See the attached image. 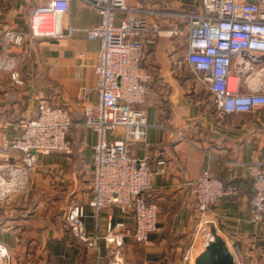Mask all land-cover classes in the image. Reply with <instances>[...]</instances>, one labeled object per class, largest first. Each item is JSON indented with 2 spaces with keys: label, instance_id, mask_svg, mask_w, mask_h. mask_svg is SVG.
<instances>
[{
  "label": "crops",
  "instance_id": "0c3cea01",
  "mask_svg": "<svg viewBox=\"0 0 264 264\" xmlns=\"http://www.w3.org/2000/svg\"><path fill=\"white\" fill-rule=\"evenodd\" d=\"M135 1L126 0L128 4ZM141 1L160 12L149 19H157L162 28L156 41L145 46L142 58L143 69L153 77L144 105L153 179L144 198L158 205L161 230L149 235L147 245L140 244L131 234V214L110 206L100 209L95 220L87 205L96 135L80 123L83 106L97 102L94 66L99 44L87 40L85 30L98 24L100 17L93 8L71 0L61 19V38H26L21 46L8 48L23 84H15L8 72H0V164L20 163L21 154L11 142L20 135L21 122L36 116L39 101L66 109L74 122L67 134L71 151L38 154L27 178L11 182L7 195L0 199V246L7 251L2 264H111L102 242L97 262L72 236L64 220L72 204L84 205V225L90 235L103 234L109 214L125 224L123 264H197L207 233L223 241L234 264H264V221L249 220L253 187L246 170L249 163L264 162V107L223 114L188 65L176 69L175 62L184 58L187 47V22L181 15L201 11L200 0ZM46 3L0 0V54L4 31L29 32L31 9ZM122 17L117 14L118 19ZM171 30L179 32L170 35ZM254 57L245 53L248 61ZM258 57L254 61L262 63L264 56ZM244 67L234 60L230 77L239 92L247 94L256 80ZM81 88L88 89L85 100L77 99ZM143 152V144L137 143L134 153ZM161 160L163 165L158 164ZM204 169L224 183H240L242 193L209 205L195 217L191 182ZM188 249L192 255L184 261Z\"/></svg>",
  "mask_w": 264,
  "mask_h": 264
},
{
  "label": "built area",
  "instance_id": "2783aa9c",
  "mask_svg": "<svg viewBox=\"0 0 264 264\" xmlns=\"http://www.w3.org/2000/svg\"><path fill=\"white\" fill-rule=\"evenodd\" d=\"M79 1L93 8L100 17L98 24L85 30L86 39L97 40L99 44L94 66L97 102L83 106L80 123L96 135L91 197L87 205L93 209L95 220L104 207L114 206L122 213L131 214L133 239L147 245L149 235L161 229L158 205L144 198L153 179L149 164L151 144L147 139L149 123L144 109L153 77L143 69L142 58L145 46L154 43L162 32L160 22L149 19L159 16L160 12L141 0L132 4L126 0ZM70 2L47 0L46 4L35 5L29 14L27 33L5 30L0 72H8L15 84L22 85L23 79L8 48L21 46L26 38H61V19L68 12ZM200 5L201 11L181 15L187 22V47L184 58L175 62L176 69L188 65L223 114L251 112L264 107V61L255 62L258 56H264V0H200ZM118 13L123 17L118 19ZM178 32L171 30L169 34ZM246 52L255 54V61L246 60ZM234 60L244 64L256 80L250 83L247 94L240 93L231 82ZM87 91V88H81L77 99L85 100ZM36 111L34 118L21 122L20 135L11 142L21 154L20 163L0 164V199L7 195L11 182L27 178L38 154L71 151L67 134L74 122L70 113L45 100L39 101ZM137 143L144 147L140 156L134 153ZM158 164L163 165L164 161H158ZM246 170L253 187L249 220L261 223L264 221V162L249 163ZM191 185L195 217L201 216L209 205L224 198L239 197L242 193L240 183L225 184L208 169H204ZM84 218V205L72 204L66 209L64 220L72 236L94 255L97 262L101 260V242L111 264L121 260L127 232L125 224L114 221L109 214L103 234L94 232L90 235L85 229ZM213 239L214 235L207 233L205 245ZM191 255V249L186 250L183 260L189 261ZM6 256V249L0 246V264Z\"/></svg>",
  "mask_w": 264,
  "mask_h": 264
},
{
  "label": "trees",
  "instance_id": "16d2710c",
  "mask_svg": "<svg viewBox=\"0 0 264 264\" xmlns=\"http://www.w3.org/2000/svg\"><path fill=\"white\" fill-rule=\"evenodd\" d=\"M227 184V183H225ZM197 264H234L233 257L227 251L223 241L219 237H214L208 242L204 251L196 260Z\"/></svg>",
  "mask_w": 264,
  "mask_h": 264
},
{
  "label": "rangeland",
  "instance_id": "374dc122",
  "mask_svg": "<svg viewBox=\"0 0 264 264\" xmlns=\"http://www.w3.org/2000/svg\"><path fill=\"white\" fill-rule=\"evenodd\" d=\"M114 263H116V261H114ZM117 263L118 264H123V260H118Z\"/></svg>",
  "mask_w": 264,
  "mask_h": 264
}]
</instances>
